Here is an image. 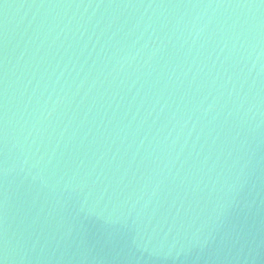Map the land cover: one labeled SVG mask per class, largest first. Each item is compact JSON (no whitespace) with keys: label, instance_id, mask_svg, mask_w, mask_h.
<instances>
[{"label":"water","instance_id":"95a60500","mask_svg":"<svg viewBox=\"0 0 264 264\" xmlns=\"http://www.w3.org/2000/svg\"><path fill=\"white\" fill-rule=\"evenodd\" d=\"M0 264H264V0H0Z\"/></svg>","mask_w":264,"mask_h":264}]
</instances>
